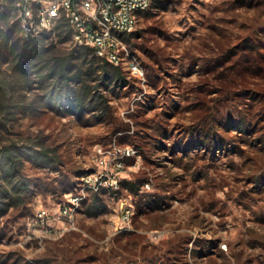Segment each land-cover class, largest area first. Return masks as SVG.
Returning a JSON list of instances; mask_svg holds the SVG:
<instances>
[{
  "label": "rangeland",
  "instance_id": "rangeland-1",
  "mask_svg": "<svg viewBox=\"0 0 264 264\" xmlns=\"http://www.w3.org/2000/svg\"><path fill=\"white\" fill-rule=\"evenodd\" d=\"M15 19L0 20V40ZM48 35L27 73L11 44L0 49V147L52 158L19 155L28 188L20 206L3 205L0 264H264V0H154L124 38L143 75L123 66V86L93 54L72 56L67 32ZM23 38L18 27L13 40ZM56 58L69 61L72 86L93 88L83 109L49 105L70 90L42 79ZM215 115L231 125L213 126ZM244 116L252 131L237 124ZM201 122L222 145L189 140ZM117 148L135 152L121 189L90 216L91 192L73 204L82 175L98 168L99 149L113 161Z\"/></svg>",
  "mask_w": 264,
  "mask_h": 264
},
{
  "label": "built area",
  "instance_id": "built-area-1",
  "mask_svg": "<svg viewBox=\"0 0 264 264\" xmlns=\"http://www.w3.org/2000/svg\"><path fill=\"white\" fill-rule=\"evenodd\" d=\"M154 0H0L2 8H11L18 21L21 34L35 38L43 33L53 34L60 20L65 19L71 28L72 42L93 48L95 53L116 65L126 66L133 74L143 75L136 58L130 54L125 36L137 28L141 13L152 8ZM131 148H117L114 159L106 151L98 150L97 169H87L82 175L79 196L73 203L88 200V192L104 189L117 192L121 189L120 173L124 170L125 156L134 154ZM70 209L64 207L62 214ZM130 209L122 213V221L131 223ZM219 248L228 249L227 243Z\"/></svg>",
  "mask_w": 264,
  "mask_h": 264
},
{
  "label": "trees",
  "instance_id": "trees-1",
  "mask_svg": "<svg viewBox=\"0 0 264 264\" xmlns=\"http://www.w3.org/2000/svg\"><path fill=\"white\" fill-rule=\"evenodd\" d=\"M158 5L161 6V2H159ZM13 18H15V14L11 10V8H2L0 6V20L4 21L5 26H8ZM18 27V21L15 19L13 23L10 24L9 27H7V30H5V35L2 34L3 38L1 37L0 40V49L4 47H6L7 49L9 48L8 45L11 44V50L13 51V53L17 51L16 57L18 59V62L15 64V69L27 73V71H29L30 69V65H36L35 62L37 60H40L41 62L44 59L43 55L45 53V50H43V47L41 45V39L45 37L47 38L49 37V35L47 33H43L35 38H23V44L20 45L21 39L13 40V35ZM65 32H67L68 36L71 37V28L69 26V23L65 19H62L59 21L58 26L55 29V33L59 37H61ZM133 33L134 32L128 35L131 36L133 35ZM252 47L254 48L253 45ZM77 51H80L83 56L93 54L94 57L104 61L105 65L100 68L101 73H103V77L107 79L110 78L112 81H115L116 84H119L121 86L125 84L127 76L124 73L122 66L116 65L104 58L99 57L91 47L76 45L71 55L73 56ZM53 62L54 63L51 66L52 74L43 76V81H47L50 77L54 76L56 80L54 87L57 88L59 86L60 88L62 86V83H67L66 85L70 87V93L68 92L66 97L60 93H58L57 96L52 95L48 102L50 103L49 105L52 107H56L55 105L57 103H72L74 107L83 109L85 107L87 98L92 96L91 93L93 91V88L85 84V82H83L82 84L78 82L80 87L78 86L77 88H75V86L71 85V83H73V80L70 76L72 69L69 65V61H66L62 58H56ZM39 70L43 71L44 67L41 66ZM0 109L2 110V106H0ZM231 121L232 118H218L215 115L213 117L212 125L217 127H229V125H231ZM256 122H258V119L256 120ZM201 123L202 125L194 126V129L192 130L188 129V133L190 135L189 140L192 143L196 142L197 144L199 143L201 145H222V140L221 142L218 140V136L215 130L209 131L206 128L207 124L204 125L205 122ZM237 124H240L241 126L243 125L248 131H252V128L255 125H258L257 123L254 124L253 121H251V119H248L246 116L241 117ZM27 150H30L31 152L29 153ZM22 154H27L29 157H32L33 160L42 159L44 161H48L49 159H52L49 155V151L46 149H36L34 147L28 148V146L22 147L18 146L17 144L0 147V172L2 171V173H0V217L4 211V203H6V205L12 204L16 207L24 203L22 193L26 191L28 187L26 179L21 173V163L19 155ZM108 191L109 190L104 189L93 194V202L92 204H90L87 210L90 216H96L105 211L104 204L99 203L98 200H101V195ZM86 201L87 200L83 201V203Z\"/></svg>",
  "mask_w": 264,
  "mask_h": 264
}]
</instances>
